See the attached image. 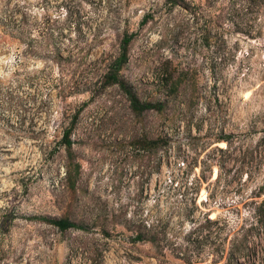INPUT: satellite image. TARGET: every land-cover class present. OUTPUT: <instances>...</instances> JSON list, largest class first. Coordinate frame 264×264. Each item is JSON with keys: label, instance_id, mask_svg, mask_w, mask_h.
<instances>
[{"label": "rangeland", "instance_id": "1", "mask_svg": "<svg viewBox=\"0 0 264 264\" xmlns=\"http://www.w3.org/2000/svg\"><path fill=\"white\" fill-rule=\"evenodd\" d=\"M125 33L163 111L105 86ZM261 228L264 0H0V264H264Z\"/></svg>", "mask_w": 264, "mask_h": 264}, {"label": "trees", "instance_id": "2", "mask_svg": "<svg viewBox=\"0 0 264 264\" xmlns=\"http://www.w3.org/2000/svg\"><path fill=\"white\" fill-rule=\"evenodd\" d=\"M173 7L180 6L182 0H169ZM134 39V34L125 33L123 40L120 45V52L115 61L111 64L109 72L105 76V86L112 87L118 86L128 97L131 103L132 111L141 115L149 110L163 111L164 105L161 103H152V102H143L138 94L135 92L133 87L124 79L121 74L125 66L129 61V49L130 45ZM177 89V87L175 86ZM76 119L71 123V126L67 128L64 132V138L62 143L64 144L68 157H69V166L67 167V179L70 182L72 188L75 186V181L80 175V166L75 164L74 155H73V140L72 134L75 129ZM157 143L153 141L148 143L147 146H156ZM31 220L46 222L50 225L55 226L61 232H67L71 229L82 228L78 224L72 222L69 218L53 219V218H37L33 217ZM139 239H142V236H138Z\"/></svg>", "mask_w": 264, "mask_h": 264}, {"label": "built area", "instance_id": "3", "mask_svg": "<svg viewBox=\"0 0 264 264\" xmlns=\"http://www.w3.org/2000/svg\"><path fill=\"white\" fill-rule=\"evenodd\" d=\"M260 232H261V236H264V230H263V228L260 229Z\"/></svg>", "mask_w": 264, "mask_h": 264}]
</instances>
